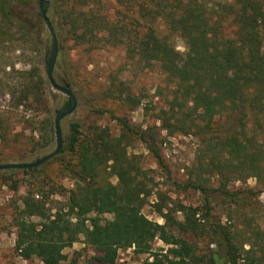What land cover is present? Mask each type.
I'll return each instance as SVG.
<instances>
[{
	"label": "trees",
	"instance_id": "obj_1",
	"mask_svg": "<svg viewBox=\"0 0 264 264\" xmlns=\"http://www.w3.org/2000/svg\"><path fill=\"white\" fill-rule=\"evenodd\" d=\"M47 1L59 48L62 36L65 42L74 41L80 47H122L126 57L137 64L160 65L175 83L163 128L170 134L195 131L202 136L197 155L199 179L204 174L216 175L217 191L237 206L244 204L246 197L228 189L232 180L254 177L264 190V0H113L119 8L116 14H128L125 20L110 15L109 10L96 12L87 0ZM229 27L234 28L230 35L226 33ZM45 31L39 0H0V89L15 107L46 93L47 81L40 69L16 70L20 58L16 53L39 54ZM174 36L185 41L188 51L184 56L171 43ZM62 83L70 89L67 80ZM133 99V106H138L140 100ZM70 105L69 100L64 109ZM226 114L236 118L238 133L226 138L207 135L214 119ZM115 120L121 129L118 136L108 129L84 134L80 122L70 123L67 142L53 159L66 153L74 156L69 177L75 189L68 191V199L54 213L45 209L46 202L35 199L38 194L29 191L24 208L14 217L16 252L25 261L38 258L42 264H78L67 262L63 250L81 237L103 254L92 263L115 264L121 248L151 251L153 232L159 228L142 213L151 195L150 180L141 156L131 154L130 148L136 141L142 142L159 166L168 167L155 142L139 134L127 120ZM9 130L0 116L2 141L7 140ZM107 170L118 179V185L100 181ZM192 186L205 194V216L209 217V189L204 184ZM11 189L18 190L17 183ZM180 208L183 222L173 216V209L164 213L159 208L165 220L163 239L168 238L167 229L181 237L166 254H156L154 261L146 264H264V244L251 243L245 250L227 227L217 223L211 224L216 249L201 252L185 237L206 232L197 218L200 210ZM106 214L112 218L106 219ZM33 216L40 220L33 221Z\"/></svg>",
	"mask_w": 264,
	"mask_h": 264
},
{
	"label": "rangeland",
	"instance_id": "obj_2",
	"mask_svg": "<svg viewBox=\"0 0 264 264\" xmlns=\"http://www.w3.org/2000/svg\"><path fill=\"white\" fill-rule=\"evenodd\" d=\"M87 1L96 12L109 10L110 15H117L119 20H125L128 15L124 11L116 14L115 9L119 8L113 0H101V4L94 0ZM160 28L163 30L162 26ZM233 29L229 27L226 33L230 35ZM44 35L45 42L39 54L16 53L20 56L16 62V70L22 72L40 69L47 81L45 95L41 98L33 97L26 105L15 107L11 97L3 94L0 89V116L10 126L7 140L0 139V164L34 162L52 153L57 147L55 118L70 99L64 93L54 90L49 83L47 62L52 51V37L48 30ZM171 43L183 56L187 53L188 49L182 38L174 36ZM54 74L59 84L62 85L64 79L68 81L70 90L78 101L75 113L62 121L63 146L70 134L69 125L74 121L81 123L84 134L108 129L114 136H118L121 129L116 117L127 120L139 134L155 142L168 167L165 169L159 166L144 143L136 141L130 148L131 154L141 156L142 166L148 172L150 180L151 195L146 200L142 213L156 223L159 229L153 232L155 237L151 241L149 253H138L134 246L121 248L115 264L150 263L154 261L156 254H166L175 247L181 235L174 229H167L168 238L163 239L161 229L163 230L165 220L158 211L161 207L164 213L173 209V216L180 222L184 221L181 206L200 210L197 218L206 232L197 237H185L196 244L201 252L217 247L211 227L213 223L227 227L237 244L243 245L245 250L249 249L251 243L264 244V190L258 180L254 177L232 180L228 189L242 192L240 196L246 197L244 204H232L217 191L219 180L216 175L204 174L201 179L197 176V155L202 136L195 131L189 135L170 134L163 128L162 120L173 99L175 83L161 70L160 65L137 64L126 57L122 47H80L74 41L65 42L61 36ZM133 98L140 100L136 107L133 106ZM42 121L45 124H36ZM238 131L236 118L226 114L214 119L207 135L226 138ZM251 135L252 133L249 134ZM75 162L74 156L66 153L50 160L36 171L13 169L7 176L0 174V264H42L38 258L25 261L16 252L18 230L14 217L22 211L24 199L32 190L39 195L35 199L46 202L45 209H52V213L64 204L68 199V191L75 189L74 181L69 177V170ZM109 173V170L103 171L100 181L118 185V179ZM16 183L18 190L13 191L11 185ZM192 184H204L209 189L212 207L209 217L205 216V194ZM104 217L112 218L109 214ZM32 220L38 222L40 219L33 216ZM63 254L67 257V262L76 261L78 264H99L92 263V259L103 255L86 245L84 237L64 249Z\"/></svg>",
	"mask_w": 264,
	"mask_h": 264
},
{
	"label": "water",
	"instance_id": "obj_3",
	"mask_svg": "<svg viewBox=\"0 0 264 264\" xmlns=\"http://www.w3.org/2000/svg\"><path fill=\"white\" fill-rule=\"evenodd\" d=\"M48 1L47 0H39V10L42 15V18L46 24L47 30L49 31L52 37V51L47 62V77L51 87L59 92L64 93L67 95L71 101V105L68 108L63 109L62 111L58 112L55 118V130H56V138H57V147L55 151L52 153L41 157L40 159L34 162H26V163H8V164H0V171L5 170H22V169H34L39 168L48 161L52 160L53 158L57 157L63 149L64 144V134L62 128V121L71 116L75 113L78 108V101L76 99L75 94L68 88L63 87L60 85L55 79V68L59 56V40L57 37V33L53 24L48 16Z\"/></svg>",
	"mask_w": 264,
	"mask_h": 264
}]
</instances>
